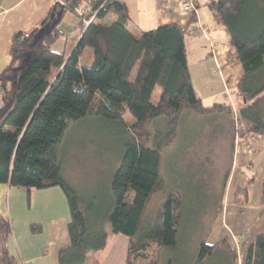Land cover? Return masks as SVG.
I'll use <instances>...</instances> for the list:
<instances>
[{
    "label": "trees",
    "instance_id": "obj_1",
    "mask_svg": "<svg viewBox=\"0 0 264 264\" xmlns=\"http://www.w3.org/2000/svg\"><path fill=\"white\" fill-rule=\"evenodd\" d=\"M206 5L213 21L226 27L244 69L238 91L250 104L237 131L264 135V0ZM67 10L80 15L83 32L68 57L52 49ZM189 32L178 24L138 32L124 0H64L58 17L52 11L39 28L14 35L0 74V183L28 192L62 189L71 216L70 246L59 252V264H86L110 235L116 240L99 264H160L162 251L176 247L185 207L181 191L168 193L151 220L146 212L152 195L164 188L163 149L176 136L184 110L198 109L185 43ZM158 84L160 99L153 102ZM162 116L164 133L151 128ZM87 117L118 122L127 133L112 203L99 227L88 217L95 206L65 178L60 158L69 126ZM12 233L11 219L0 214V264H20L9 247ZM216 246L203 242L192 264L224 261ZM244 264H264V233L255 237Z\"/></svg>",
    "mask_w": 264,
    "mask_h": 264
},
{
    "label": "crops",
    "instance_id": "obj_2",
    "mask_svg": "<svg viewBox=\"0 0 264 264\" xmlns=\"http://www.w3.org/2000/svg\"><path fill=\"white\" fill-rule=\"evenodd\" d=\"M124 1L136 31L178 24L189 28V35H203L210 45L206 52L201 49L193 70L187 50L198 109H185L182 113L211 114L208 129L199 132L193 141H183L186 145L182 141L179 144L184 130L178 129L162 152L164 188L167 194L180 190L185 207L178 243L175 248L162 251L160 264L194 263L203 242L217 245L216 252L224 261L216 264H244L255 237L264 233V135H241L237 131L235 115L240 112L241 117V111L250 103L238 91L244 69L226 27L213 21L206 5L210 0H189V9L183 7V0ZM63 4L64 0H0V74L8 66L14 35L39 28L52 11L54 18L58 17ZM193 14L196 20L191 23ZM81 23L79 14L67 10L58 23L60 35L52 49L68 57L83 33ZM185 43L187 49L186 38ZM191 161L195 165L203 161L211 164V177L216 178L200 189L201 197H197L196 185L192 187L191 192L196 191L193 195L188 190L192 188L178 177L167 185L168 165L174 164L178 171L180 168V175H190L194 167L188 165ZM0 214L12 221L13 233L8 243L20 264H59V252L70 246L71 217L60 187L28 192L23 187L0 183ZM32 225H40V230L33 232ZM108 252L88 254L87 264L103 262Z\"/></svg>",
    "mask_w": 264,
    "mask_h": 264
},
{
    "label": "rangeland",
    "instance_id": "obj_3",
    "mask_svg": "<svg viewBox=\"0 0 264 264\" xmlns=\"http://www.w3.org/2000/svg\"><path fill=\"white\" fill-rule=\"evenodd\" d=\"M202 36L187 34L186 37L192 70L195 67L194 63L198 61L202 53L201 49L203 52L210 49L209 42H206ZM211 36L213 37V35ZM161 90V85L158 84L152 95L153 102L159 101ZM190 114L191 112H186L179 120L178 129L180 131L184 130V136L183 138L181 137L179 144L183 141H188V139L193 141L199 132L202 130L207 131L205 130L208 129L206 127L208 125L207 121L212 119L211 114L198 113V115L191 116ZM126 118L127 121L133 119L131 114H128ZM239 118L240 112H238V116L235 115V121L238 122ZM165 121V116L157 118L151 124V128L156 132L162 131L164 133L166 128ZM126 139L127 133L120 123L101 117H87L75 121L66 132L60 149L64 176L74 186L84 201L92 202L95 206L88 213L92 226L99 227L102 225L104 213L112 203L111 184L113 175L121 163ZM183 145L186 144L183 142ZM192 164H194L193 161L188 165L191 166ZM210 171L211 164L208 165L203 161L201 164L199 162L196 165L194 164V167L190 170V175L188 173H181L180 175V168L179 171L175 170V165L170 163L168 168L165 169V173L168 175L167 185L171 183L172 178L178 177L179 181L182 180L191 188L196 185L197 197H201L203 193L201 191L202 187L206 186V184H211L216 179L211 177ZM188 190L191 192L193 188ZM195 192L194 190L191 193L196 195L194 194ZM166 194V188H164L152 195L146 212V220H151L157 214L165 201ZM196 200L201 199L196 198ZM195 202L199 203L198 201ZM200 205L202 204L200 203ZM115 239L116 236L110 235L106 247L95 253L97 255L106 254ZM92 253L94 252L89 254L91 255Z\"/></svg>",
    "mask_w": 264,
    "mask_h": 264
},
{
    "label": "built area",
    "instance_id": "obj_4",
    "mask_svg": "<svg viewBox=\"0 0 264 264\" xmlns=\"http://www.w3.org/2000/svg\"><path fill=\"white\" fill-rule=\"evenodd\" d=\"M182 5H183V7L186 8V9H189V8L191 7V3H190L189 0H183V1H182ZM90 22H91V19L86 20V21H85V24L88 25ZM194 32H198V30H197V29H196V30L194 29Z\"/></svg>",
    "mask_w": 264,
    "mask_h": 264
}]
</instances>
